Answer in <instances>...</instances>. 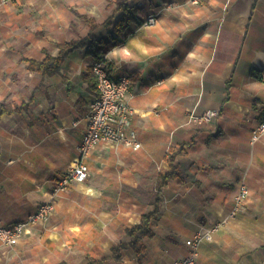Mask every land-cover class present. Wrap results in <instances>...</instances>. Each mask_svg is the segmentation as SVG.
<instances>
[{"label":"crops","instance_id":"obj_1","mask_svg":"<svg viewBox=\"0 0 264 264\" xmlns=\"http://www.w3.org/2000/svg\"><path fill=\"white\" fill-rule=\"evenodd\" d=\"M130 4L140 23L113 32L117 43L102 58L113 78L131 76L141 147L99 144L87 160L89 179L56 197L48 223L0 249V264H175L201 230L212 239L200 243L197 264H264V134L252 138L264 121V0ZM115 8V0H0V224L51 198L98 91L88 48L72 51L53 75L30 69L29 60L57 55L60 43L89 33L86 18L103 23ZM150 14L157 21L146 25ZM108 31L99 25L94 33ZM208 110L217 115L201 120ZM106 152L130 173L100 172L95 162ZM241 184L248 197L231 216ZM157 193L153 234L140 252L127 245L115 258L113 247L129 244L127 229L154 208Z\"/></svg>","mask_w":264,"mask_h":264},{"label":"built area","instance_id":"obj_2","mask_svg":"<svg viewBox=\"0 0 264 264\" xmlns=\"http://www.w3.org/2000/svg\"><path fill=\"white\" fill-rule=\"evenodd\" d=\"M1 1L2 3H8L11 0ZM188 1L193 4H199L203 0ZM154 21L155 18L150 17L147 18L145 24H151ZM92 68L96 75L98 91L89 106L87 125L78 146L77 156L71 166L54 182L49 200L40 203L25 219L8 225L0 224V249L15 246L24 233L31 231L32 226L39 222L42 223L54 213L56 209L55 199L59 194L67 190L71 184L84 182L89 178L91 170L87 159L99 144L124 143L133 149L141 147L138 133L133 127L136 110L132 104L135 94L129 91L131 76L125 73L113 78L103 58L95 61ZM261 77L264 79V69L261 71ZM215 115H217L216 111L208 110L200 119L209 120ZM263 134L264 121L253 129L252 138L257 140ZM248 193L246 184H241L234 197L231 216H234L243 207ZM210 239H212L211 230L195 232L186 241L191 247L190 253L176 260L175 264H197L200 243L203 240Z\"/></svg>","mask_w":264,"mask_h":264},{"label":"trees","instance_id":"obj_3","mask_svg":"<svg viewBox=\"0 0 264 264\" xmlns=\"http://www.w3.org/2000/svg\"><path fill=\"white\" fill-rule=\"evenodd\" d=\"M116 8L112 16L103 21V23H97L93 18H86L90 24L89 33L77 39L67 40L58 45L59 52L57 55L47 53L46 57L42 60H29V68L41 72L44 75H53L60 71L67 56L76 49L88 48V52L92 53L94 57L99 60L106 55L111 48L116 45L117 40L114 37L113 32H123L131 23H140L138 16V8L135 5L130 4V0H115ZM118 16L117 20L115 18ZM104 25L106 27H112V31H108L105 36H97L94 30L99 26ZM7 108L1 104V113H4ZM175 173L171 172L164 176L159 177L157 185L160 189L167 183V180L173 177ZM162 197L160 193H157L153 202L154 208L141 217V221L136 226L127 229V234L131 237L129 244L120 243L113 247L114 257L120 258V250L127 245L134 248L137 252H140L143 247V239L150 237L153 234L152 219L156 218L160 213ZM97 263L95 260L89 261V264Z\"/></svg>","mask_w":264,"mask_h":264},{"label":"rangeland","instance_id":"obj_4","mask_svg":"<svg viewBox=\"0 0 264 264\" xmlns=\"http://www.w3.org/2000/svg\"><path fill=\"white\" fill-rule=\"evenodd\" d=\"M150 17H153V18H155V21L153 22V23H155L156 21H157V19H156V15L155 14H150L149 16H148V18H150ZM153 23H151V24H153ZM57 39H59V40H63L64 39V37H60V38H57ZM105 56V55H104ZM28 92H30V91H28ZM117 155V154H116ZM116 155L115 154H113L112 152H106V153H104V155L102 156L103 157V160L102 161H97V162H95V164H97V167H98V169H99V171L100 172H108V173H130V167L128 166H122V165H119L118 163H116V159H117V157H116ZM88 160V159H87ZM88 162V161H87ZM89 164V163H88ZM95 166V165H94ZM150 168L151 167H148V170L149 171H151L150 170ZM133 172V175L134 174H136V172L135 171H132ZM91 174V173H90ZM90 177V176H89ZM89 179V178H88ZM87 179V180H88ZM153 178H151L149 181H147V182H145L146 184H147V186H148V188H151L152 187V185H153V180H152ZM86 180V181H87ZM85 182V181H84ZM119 194H117L116 196H118ZM150 198L152 199V195H149V197L147 198L148 199V201L150 200ZM53 215V214H52ZM52 215L47 219V220H45V221H43L42 223L41 222H39V223H37V224H46V223H48V221H49V219L52 217ZM32 229V228H31ZM31 231H29V232H26V233H24L22 236H21V238L24 236V235H26V234H28V233H30ZM20 238V239H21ZM43 251V249L41 248V247H39L38 248V250H37V252H35L33 255L36 257L37 256V254H38V252H42ZM54 254H56V255H58L57 257H59V251H58V247H53L52 248V255H53V257H54ZM31 264H32V261H31Z\"/></svg>","mask_w":264,"mask_h":264}]
</instances>
